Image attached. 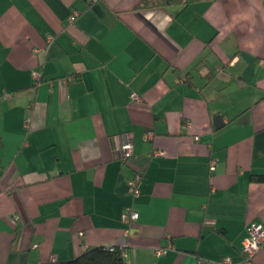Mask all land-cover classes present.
I'll list each match as a JSON object with an SVG mask.
<instances>
[{
	"label": "crops",
	"instance_id": "1",
	"mask_svg": "<svg viewBox=\"0 0 264 264\" xmlns=\"http://www.w3.org/2000/svg\"><path fill=\"white\" fill-rule=\"evenodd\" d=\"M142 2L0 0V264H264V0Z\"/></svg>",
	"mask_w": 264,
	"mask_h": 264
},
{
	"label": "built area",
	"instance_id": "2",
	"mask_svg": "<svg viewBox=\"0 0 264 264\" xmlns=\"http://www.w3.org/2000/svg\"><path fill=\"white\" fill-rule=\"evenodd\" d=\"M77 17V13H73L70 17L71 22L74 21ZM35 76L40 78V73L35 72ZM12 94L9 92L0 93V101L3 99H7ZM134 98H138L137 95L133 94ZM26 126H28V122H26ZM119 157L122 161H127L131 157L134 156V144L132 137L130 134H126L124 136V141L120 144L118 149ZM157 154H164L163 151H158ZM217 166V161L213 159L210 162V169L215 170ZM142 179V175L140 173H136V175L130 179V191L135 196L140 193V182ZM139 218V212L131 207H126L122 213V220L127 223H131L136 221ZM249 233L248 236L244 239L243 245L241 247V252L245 255L247 262L252 263L255 255L261 248L264 247V225L258 222H251L249 224ZM113 246V245H112ZM117 246V245H116ZM118 246L125 247L124 242L119 243ZM167 252V248L158 247L156 249L157 255H163ZM197 264H235L231 257H225L218 261L207 260L206 258L199 256L197 258Z\"/></svg>",
	"mask_w": 264,
	"mask_h": 264
},
{
	"label": "trees",
	"instance_id": "3",
	"mask_svg": "<svg viewBox=\"0 0 264 264\" xmlns=\"http://www.w3.org/2000/svg\"><path fill=\"white\" fill-rule=\"evenodd\" d=\"M188 3V0H143L139 7H167L173 4ZM261 179V177H259ZM199 257V256H198ZM27 264H133L125 259V248L116 245H98L87 248L77 257L67 260H51Z\"/></svg>",
	"mask_w": 264,
	"mask_h": 264
}]
</instances>
